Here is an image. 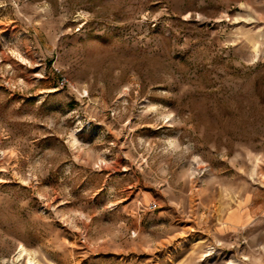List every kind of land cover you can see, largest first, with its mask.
I'll return each instance as SVG.
<instances>
[{
    "label": "rangeland",
    "instance_id": "1",
    "mask_svg": "<svg viewBox=\"0 0 264 264\" xmlns=\"http://www.w3.org/2000/svg\"><path fill=\"white\" fill-rule=\"evenodd\" d=\"M20 242L264 264V0H0V264Z\"/></svg>",
    "mask_w": 264,
    "mask_h": 264
},
{
    "label": "bare ground",
    "instance_id": "2",
    "mask_svg": "<svg viewBox=\"0 0 264 264\" xmlns=\"http://www.w3.org/2000/svg\"><path fill=\"white\" fill-rule=\"evenodd\" d=\"M76 143H78V138L75 136L73 144L75 145ZM249 218V215L245 217L242 212L240 213L237 210H232L227 216V221L231 224H243L247 222ZM13 262L14 264H43L37 259L35 254L26 248L21 242L19 243V248L13 258Z\"/></svg>",
    "mask_w": 264,
    "mask_h": 264
},
{
    "label": "crops",
    "instance_id": "3",
    "mask_svg": "<svg viewBox=\"0 0 264 264\" xmlns=\"http://www.w3.org/2000/svg\"><path fill=\"white\" fill-rule=\"evenodd\" d=\"M241 210H242V213H243V215L246 217L247 215H252L251 214V209L248 207H246V205H244L242 208H241Z\"/></svg>",
    "mask_w": 264,
    "mask_h": 264
}]
</instances>
